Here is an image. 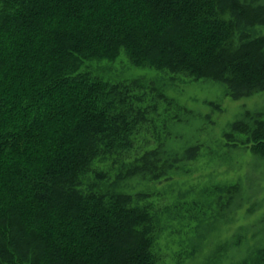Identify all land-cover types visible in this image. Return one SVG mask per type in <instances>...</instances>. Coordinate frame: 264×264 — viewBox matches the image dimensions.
I'll list each match as a JSON object with an SVG mask.
<instances>
[{
    "label": "trees",
    "instance_id": "1",
    "mask_svg": "<svg viewBox=\"0 0 264 264\" xmlns=\"http://www.w3.org/2000/svg\"><path fill=\"white\" fill-rule=\"evenodd\" d=\"M257 26V0H0V264H157L154 218L118 183L158 181L179 159L160 133L135 152L157 115L145 86L86 64L124 54L240 100L264 92ZM260 117L226 139L264 158Z\"/></svg>",
    "mask_w": 264,
    "mask_h": 264
},
{
    "label": "rangeland",
    "instance_id": "2",
    "mask_svg": "<svg viewBox=\"0 0 264 264\" xmlns=\"http://www.w3.org/2000/svg\"><path fill=\"white\" fill-rule=\"evenodd\" d=\"M250 31L264 35V26ZM86 67L110 83L141 82L157 115L135 152L155 148L160 133L162 149L179 159L158 181L118 183L119 192L141 195L135 204L154 218L157 264H264V158L226 139L234 123L264 118V92L233 100L218 82L134 66L124 54Z\"/></svg>",
    "mask_w": 264,
    "mask_h": 264
}]
</instances>
